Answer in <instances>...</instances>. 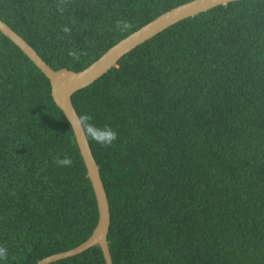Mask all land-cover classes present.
Returning <instances> with one entry per match:
<instances>
[{
  "label": "trees",
  "instance_id": "trees-1",
  "mask_svg": "<svg viewBox=\"0 0 264 264\" xmlns=\"http://www.w3.org/2000/svg\"><path fill=\"white\" fill-rule=\"evenodd\" d=\"M187 1L0 0V19L51 68L79 71ZM50 91L0 32V264L73 248L97 222L71 127ZM71 102L117 133L104 146L85 134L106 194L112 264H264V0L170 25ZM65 156L70 165L56 164ZM49 264L105 262L93 245Z\"/></svg>",
  "mask_w": 264,
  "mask_h": 264
},
{
  "label": "water",
  "instance_id": "water-1",
  "mask_svg": "<svg viewBox=\"0 0 264 264\" xmlns=\"http://www.w3.org/2000/svg\"><path fill=\"white\" fill-rule=\"evenodd\" d=\"M231 1L235 0H190L161 12L151 21L117 41L100 57L79 71H72L67 68H51L20 35L12 30L1 19L0 32L14 45H16L35 65V67L48 79L52 100L62 111L69 123V119L74 120L78 116L71 102V95L76 90L91 84L94 80L107 72L112 66H115L120 57L163 29L184 18ZM69 125L86 170V177L90 181L95 197L97 222L85 241L73 248L48 255L38 260L35 264H49L51 262L78 254L93 245H98L100 247L105 264H112L107 243L109 209L106 194L100 179L98 166L92 157L84 131L78 126L74 127L71 123H69Z\"/></svg>",
  "mask_w": 264,
  "mask_h": 264
},
{
  "label": "clouds",
  "instance_id": "clouds-1",
  "mask_svg": "<svg viewBox=\"0 0 264 264\" xmlns=\"http://www.w3.org/2000/svg\"><path fill=\"white\" fill-rule=\"evenodd\" d=\"M117 25H123V27H128L127 22L123 21H116ZM64 33H68L70 30L67 26L63 27L61 29ZM69 55H76L75 52L70 51ZM69 123H71L74 127L78 126L81 128L84 133L90 137L95 143L99 145H111L112 142L116 139L117 133L110 125H103L98 126L96 125L92 117L87 112H80L79 115L73 120L69 119ZM56 164L62 165V166H68L71 164V160L68 157L63 158H57ZM7 256V249L3 246H0V261L4 260V258Z\"/></svg>",
  "mask_w": 264,
  "mask_h": 264
}]
</instances>
